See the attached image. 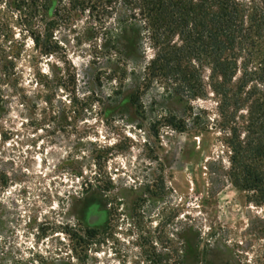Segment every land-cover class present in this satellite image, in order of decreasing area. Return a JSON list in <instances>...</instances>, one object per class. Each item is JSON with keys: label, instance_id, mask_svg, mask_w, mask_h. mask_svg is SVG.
I'll use <instances>...</instances> for the list:
<instances>
[{"label": "rangeland", "instance_id": "rangeland-1", "mask_svg": "<svg viewBox=\"0 0 264 264\" xmlns=\"http://www.w3.org/2000/svg\"><path fill=\"white\" fill-rule=\"evenodd\" d=\"M11 17L17 89L51 96L65 118L43 120L1 88L0 264H264V186H238L244 136L221 125L208 87L189 100L154 80L136 106L128 82L113 104L99 27L113 19L77 14L42 56ZM122 44L143 75L146 40L127 33ZM95 177L110 190L82 195Z\"/></svg>", "mask_w": 264, "mask_h": 264}, {"label": "trees", "instance_id": "trees-1", "mask_svg": "<svg viewBox=\"0 0 264 264\" xmlns=\"http://www.w3.org/2000/svg\"><path fill=\"white\" fill-rule=\"evenodd\" d=\"M13 1L12 6L0 0V92L2 87L13 90L27 110H41L43 120L65 118L51 96L30 97L17 89L16 52L20 49L15 51L7 13L12 20L16 18L15 26L26 32L42 56L55 52L56 33L71 28L77 14L101 13L114 23L113 29L99 23L104 40L101 56L113 67L106 78L109 101L118 103L128 82L136 88L131 96L136 106L141 90L154 80L162 85L171 82L177 88L175 95L189 100L204 97L208 87L216 99L221 125L228 124L231 131L244 136L243 143L233 147L239 159L248 160L244 170L248 181L238 186L248 192L264 186V0ZM127 33L137 41L146 40L153 52L143 75L137 72L138 60L126 56L122 39ZM95 94L91 92V98ZM69 104L74 107L75 101L70 99ZM174 121L170 117L167 126L175 127ZM89 181L82 184V195L111 188V183L101 187L98 177L94 178L97 185Z\"/></svg>", "mask_w": 264, "mask_h": 264}]
</instances>
